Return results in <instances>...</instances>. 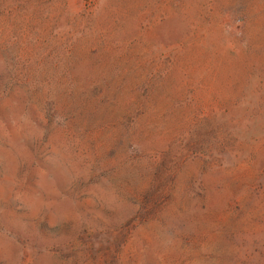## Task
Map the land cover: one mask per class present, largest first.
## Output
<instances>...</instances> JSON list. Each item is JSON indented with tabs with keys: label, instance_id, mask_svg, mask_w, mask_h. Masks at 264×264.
<instances>
[{
	"label": "rangeland",
	"instance_id": "obj_1",
	"mask_svg": "<svg viewBox=\"0 0 264 264\" xmlns=\"http://www.w3.org/2000/svg\"><path fill=\"white\" fill-rule=\"evenodd\" d=\"M0 264H264V0H0Z\"/></svg>",
	"mask_w": 264,
	"mask_h": 264
}]
</instances>
